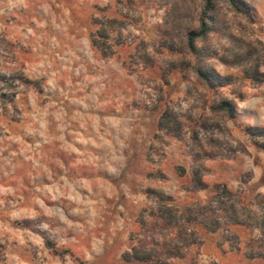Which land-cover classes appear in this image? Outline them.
Masks as SVG:
<instances>
[{"label": "clouds", "instance_id": "clouds-1", "mask_svg": "<svg viewBox=\"0 0 264 264\" xmlns=\"http://www.w3.org/2000/svg\"><path fill=\"white\" fill-rule=\"evenodd\" d=\"M0 264H264V0H0Z\"/></svg>", "mask_w": 264, "mask_h": 264}]
</instances>
